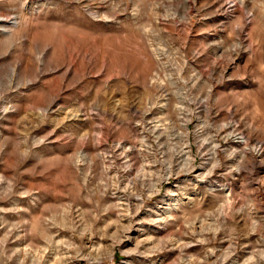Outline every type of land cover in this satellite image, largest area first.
Here are the masks:
<instances>
[{
	"label": "rangeland",
	"instance_id": "1",
	"mask_svg": "<svg viewBox=\"0 0 264 264\" xmlns=\"http://www.w3.org/2000/svg\"><path fill=\"white\" fill-rule=\"evenodd\" d=\"M0 264H264V0H0Z\"/></svg>",
	"mask_w": 264,
	"mask_h": 264
}]
</instances>
